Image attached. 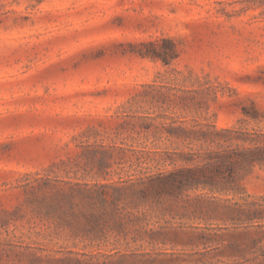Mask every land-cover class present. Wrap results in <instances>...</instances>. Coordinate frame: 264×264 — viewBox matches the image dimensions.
Masks as SVG:
<instances>
[{"label":"rangeland","instance_id":"obj_1","mask_svg":"<svg viewBox=\"0 0 264 264\" xmlns=\"http://www.w3.org/2000/svg\"><path fill=\"white\" fill-rule=\"evenodd\" d=\"M165 36L180 53L172 64L132 52ZM195 120L264 130V0H0L3 264H164L194 252L264 264V215L225 212L239 196L189 191L150 222L130 215L117 254L27 201L35 177L67 188L171 169L189 149L179 128ZM245 185L264 204V167Z\"/></svg>","mask_w":264,"mask_h":264},{"label":"trees","instance_id":"obj_2","mask_svg":"<svg viewBox=\"0 0 264 264\" xmlns=\"http://www.w3.org/2000/svg\"><path fill=\"white\" fill-rule=\"evenodd\" d=\"M132 47V52L142 58L162 60L168 65L180 55L175 40L169 36L140 41ZM177 137L189 149L174 152L176 157L171 158V169H160L137 180L117 184L75 183L67 188L35 177L25 183L27 201L36 202L38 210L34 211L55 219L69 229L73 237H81L87 245L99 249L111 244L112 250L117 249L119 236L127 235L123 233L127 227L121 221H130V215H134L150 222L155 215H148L149 210L189 191L239 196L246 202L228 208L227 214L264 215V204L247 201L252 195L247 193L245 185L257 166L264 167V130L219 127L215 122L195 120L189 128L180 127ZM142 206V215L137 216L132 209ZM208 210L219 212L217 207ZM151 237L154 238L153 234ZM118 252L116 250L115 254ZM9 255L10 252L0 246V264ZM173 255L166 254L164 264H207L203 253L194 252L189 255L190 259H179V256L173 259Z\"/></svg>","mask_w":264,"mask_h":264}]
</instances>
